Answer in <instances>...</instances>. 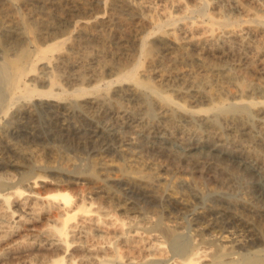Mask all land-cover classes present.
<instances>
[{"label":"bare ground","instance_id":"obj_1","mask_svg":"<svg viewBox=\"0 0 264 264\" xmlns=\"http://www.w3.org/2000/svg\"><path fill=\"white\" fill-rule=\"evenodd\" d=\"M158 1L0 0V144L12 153L0 156V264H264V247L251 228L244 229L250 238L245 240L225 233L218 222L198 220L184 238L186 224L140 213L113 189L109 174L124 172L120 165L94 158L90 165L109 179L95 177L91 166L87 178L72 157L61 154L43 163L32 151L38 140L52 138L30 125L37 107L54 116L56 129H66L60 114L77 111L90 118L93 109L134 124L139 134L157 130L170 140L178 132L183 142L228 140L264 166V13L248 9L244 19L223 13L220 5L205 11L208 0L194 7ZM236 4L235 11L244 10ZM195 9L201 19L188 20ZM94 37L113 41L126 54L130 43L137 47L132 62L120 63L116 79L87 87L108 67L95 68L91 76L83 68L80 48ZM68 64L79 67L65 76L78 85L72 90L56 74ZM88 124L99 138L117 140L93 120ZM16 135L31 149L21 153L11 141ZM156 177L141 181L161 199L179 200L165 187L168 179ZM95 189L107 206L89 199ZM117 211L139 214L121 219Z\"/></svg>","mask_w":264,"mask_h":264},{"label":"rangeland","instance_id":"obj_2","mask_svg":"<svg viewBox=\"0 0 264 264\" xmlns=\"http://www.w3.org/2000/svg\"><path fill=\"white\" fill-rule=\"evenodd\" d=\"M182 2L189 7H194L198 1L182 0ZM208 2L210 5L205 9L208 12H216L221 7L220 9H222L223 13L237 14L241 18L245 17L248 9L257 15L264 13V0H239V5L245 10H240V13L234 10L238 9L236 0H208ZM159 3L164 4V1L159 0ZM40 6L37 11H39ZM199 14V11L195 9L194 11H189L186 16L188 20L201 19ZM83 43V47L80 46L82 47L80 48L81 56L86 57L83 68L88 71V75L90 73L89 76L93 74L95 68L99 69L103 65L109 67L105 68L106 72L103 78L97 77L98 80L90 83V85L85 83L87 87H92L97 83L102 86L106 81L108 82L112 78L116 79L119 72L118 68L126 60L132 62L137 47L130 43V51H127L126 54L122 51H117L113 41L103 43L100 38L94 37L92 42ZM106 49L109 51L107 52ZM92 55L95 57H92ZM230 60L231 58L228 59V62L231 63ZM76 66L68 64V67L64 66L56 69L57 78L58 81L60 80L59 83H61L62 87L72 90L78 86L75 83H69L68 77H65L78 71L79 67L78 65ZM33 84H37L40 89L48 88L46 84L44 86L40 82H33ZM35 101L39 103L41 100L37 98ZM134 103H131V105ZM89 111L90 118L77 111L60 114V121L66 124V129H56L51 126L54 116H51V113L44 107H37L35 122L32 121L30 125L35 126L36 129L39 128L38 131L47 133L48 137H52L46 142L40 139L32 144V151L38 157V160L40 159L41 162L47 163L56 159V156L59 158L61 154L72 157L82 167L86 177L88 174L92 177L89 171L91 170L93 174L95 172L94 176L97 175L101 179L105 178L108 180L110 178L108 182L111 183L110 185H112L113 189L124 200L130 202L138 212L165 219L172 218L182 225L186 224L183 225L184 238L194 232L199 221L206 224L218 222L225 233L233 232L235 236H242L245 240H250V238L244 229H253L261 240L260 247H264V166L256 165L252 160L246 159L241 153L240 146L228 140L213 143L207 138L198 139L197 137L183 142L182 135L178 132L175 133V137L173 136L171 140L157 130L151 134H139V131L133 127L134 124L117 123L110 115H98L93 109H89ZM138 113L140 114V112H135L136 118L140 117ZM89 120H93V123L106 131L116 134L117 140H103L96 136L89 130ZM77 128L82 130L84 136L77 132ZM23 138L25 137L22 135L20 137L16 135L11 140L16 143L15 145L19 147L18 149L21 153L23 150L30 148L24 143ZM53 146L56 147L57 151ZM10 154L12 155L6 147L0 144V156L4 157L7 155L10 157ZM94 158L96 160L98 158V160L112 161L120 165L124 172L113 170L109 174V178L105 177L107 172H102V169L100 170L97 166L92 167L90 165ZM19 160H21L22 164H28V159L25 157H21ZM247 164H249V168L246 167ZM89 166L93 169H89ZM20 171L23 170L21 169ZM127 172L131 179L127 178ZM43 173L46 172L44 171ZM47 175L52 176L51 171L47 172ZM158 175L161 178L165 177L168 179L166 180L168 183H164L165 187L176 193L179 200L161 199L152 188L149 189L147 187L148 185L145 181H141L143 176L145 178L150 177L151 180ZM90 176L89 178H91ZM163 188L161 187L160 189L162 190ZM95 190L93 194L88 195L89 199L92 200L93 196V200L97 202L96 205L103 203L107 206L106 201L103 198L101 199V194L97 192L99 190ZM134 214L138 215L139 213L132 211L128 215L117 211V217L119 215L121 219L127 216H134ZM241 215L243 216L241 217ZM206 233H210V231ZM244 249L246 248L239 250L242 251Z\"/></svg>","mask_w":264,"mask_h":264}]
</instances>
